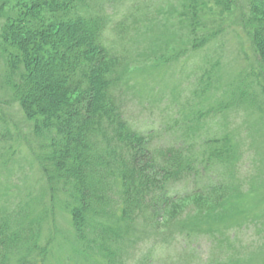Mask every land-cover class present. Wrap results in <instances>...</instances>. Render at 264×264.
Returning <instances> with one entry per match:
<instances>
[{
	"label": "trees",
	"instance_id": "trees-1",
	"mask_svg": "<svg viewBox=\"0 0 264 264\" xmlns=\"http://www.w3.org/2000/svg\"><path fill=\"white\" fill-rule=\"evenodd\" d=\"M224 1L187 0L181 8L194 48L209 33L201 13ZM248 13L252 45L264 62V0H249ZM0 16L6 82L32 123L31 151L42 175L36 192L18 197L8 189L0 201V264H45L58 210L66 215L74 250L101 264H146L125 254L141 224L160 230L161 241L170 238L167 229L176 220L182 223L178 233L220 240L230 224L255 219L253 198L242 193L246 181L237 179L247 143L243 130L237 135L235 128L205 126L226 110L260 112L247 84L227 87L215 107L189 114L182 108L166 130H179V137L158 142L159 129L136 125L124 111L118 72L130 57L114 48L102 0H0ZM120 31L123 40L129 33ZM203 80L196 96L213 83L210 75ZM257 87L264 96V82ZM2 152L1 166L11 174V157ZM180 181L185 187L176 190ZM197 181L200 186L191 188ZM224 240V248L234 244L229 235Z\"/></svg>",
	"mask_w": 264,
	"mask_h": 264
},
{
	"label": "rangeland",
	"instance_id": "rangeland-1",
	"mask_svg": "<svg viewBox=\"0 0 264 264\" xmlns=\"http://www.w3.org/2000/svg\"><path fill=\"white\" fill-rule=\"evenodd\" d=\"M186 1L102 0L111 19L109 33L114 48L130 57L118 72L124 79L120 81L124 82L120 93L125 101L124 111L140 127L163 129L178 110L186 109L184 113L189 114L202 107L204 110L215 107L226 99L227 87L247 84L262 110L256 114L242 109L227 114L226 110L222 116L205 122V126L215 132H231L230 128H235L237 135L243 130L247 143L242 146L237 163V179L246 181L242 193L253 198L250 205L256 217L250 224H230V231L223 233L224 238L220 237L222 242L210 234L178 233L182 223L176 220L167 229L171 239L165 250L158 248L161 231L141 224L136 230L135 246L129 247L132 242L125 245V254L129 258L134 253L133 260L144 257L146 264H211V261L215 264H264V218L260 216L264 214V198L259 203L255 199L264 196V96L257 87V83L264 82V62L252 45V24L247 17L249 0H226L221 6H212L201 13L209 33L196 48L193 47L195 43L192 44L195 40L191 41V23L181 13ZM217 7H220L219 16L213 17ZM122 27L129 33L123 40ZM5 71L4 54L0 49V151L9 153V168L14 171V174L8 173L0 163V201L8 189L18 197L34 193L42 181L31 151L32 123L27 121L6 82ZM208 75L213 80L210 89L206 95L196 96L195 91L202 87L200 81H205ZM179 134V130L167 132L161 136V141L168 144ZM197 182L191 184V188L200 186ZM183 187L180 181L175 189ZM65 217L58 210L54 221H50V230L56 237L45 264H101L93 258L84 261L83 255L74 250L77 246ZM228 235L234 244L227 242L224 248ZM239 252L242 254L237 258L235 255Z\"/></svg>",
	"mask_w": 264,
	"mask_h": 264
}]
</instances>
